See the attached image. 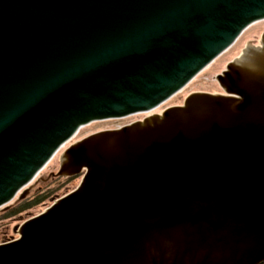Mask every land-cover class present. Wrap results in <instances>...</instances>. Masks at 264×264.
I'll list each match as a JSON object with an SVG mask.
<instances>
[{
	"label": "water",
	"instance_id": "water-1",
	"mask_svg": "<svg viewBox=\"0 0 264 264\" xmlns=\"http://www.w3.org/2000/svg\"><path fill=\"white\" fill-rule=\"evenodd\" d=\"M78 186L0 264L264 263V0H0V208L78 130Z\"/></svg>",
	"mask_w": 264,
	"mask_h": 264
},
{
	"label": "rangeland",
	"instance_id": "rangeland-1",
	"mask_svg": "<svg viewBox=\"0 0 264 264\" xmlns=\"http://www.w3.org/2000/svg\"><path fill=\"white\" fill-rule=\"evenodd\" d=\"M193 92L221 93L223 91L220 88L219 84L202 80H194L188 83L170 102L166 103L156 110L139 113L130 116L122 121L99 123L94 126L78 130V132L57 152L53 159L47 163V165L40 171L36 178L25 187L26 191H28L25 197L20 199L18 194L6 206L0 208V243L8 242L13 237H17V234L13 232V228L21 224L24 220L43 211L47 206L51 204L52 198L57 199L74 190L78 186L81 180V174L67 178L50 176L51 173L57 172L61 154L70 144L96 131L119 128L135 121L142 120L145 117L154 114H161L164 109L170 106L182 104L185 97ZM41 179H47L48 181L42 184V182L40 181ZM46 191H49V193L47 194L48 196H46L45 200L42 203L38 204L33 209L24 211L20 214V216L13 217L11 219L3 218L5 217V211L10 209L11 207H16L20 203L32 200L37 196V193H44Z\"/></svg>",
	"mask_w": 264,
	"mask_h": 264
},
{
	"label": "trees",
	"instance_id": "trees-1",
	"mask_svg": "<svg viewBox=\"0 0 264 264\" xmlns=\"http://www.w3.org/2000/svg\"><path fill=\"white\" fill-rule=\"evenodd\" d=\"M49 193V191H46L44 193H37V196L35 198H33L32 200H28L25 201L23 203L18 204L16 207H11L10 209H8L7 211H5V217H3L4 219H11L13 217L16 216H20L21 213H23L24 211H29L30 209H33L34 207H36L38 204L42 203L46 196H48L47 194Z\"/></svg>",
	"mask_w": 264,
	"mask_h": 264
},
{
	"label": "flooded vegetation",
	"instance_id": "flooded-vegetation-1",
	"mask_svg": "<svg viewBox=\"0 0 264 264\" xmlns=\"http://www.w3.org/2000/svg\"><path fill=\"white\" fill-rule=\"evenodd\" d=\"M50 176L52 177L53 175H50ZM47 179H49V178H47ZM47 179H45V180L41 179L40 181L42 182V184H44L45 182L48 181ZM263 264H264V263H263Z\"/></svg>",
	"mask_w": 264,
	"mask_h": 264
},
{
	"label": "bare ground",
	"instance_id": "bare-ground-1",
	"mask_svg": "<svg viewBox=\"0 0 264 264\" xmlns=\"http://www.w3.org/2000/svg\"><path fill=\"white\" fill-rule=\"evenodd\" d=\"M53 159V158H52Z\"/></svg>",
	"mask_w": 264,
	"mask_h": 264
}]
</instances>
